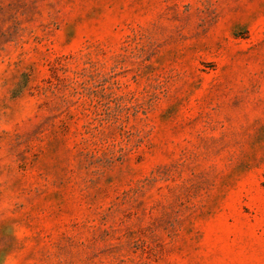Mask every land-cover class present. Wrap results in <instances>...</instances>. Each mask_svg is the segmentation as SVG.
I'll use <instances>...</instances> for the list:
<instances>
[{
  "label": "rangeland",
  "instance_id": "374dc122",
  "mask_svg": "<svg viewBox=\"0 0 264 264\" xmlns=\"http://www.w3.org/2000/svg\"><path fill=\"white\" fill-rule=\"evenodd\" d=\"M0 264H264V0H0Z\"/></svg>",
  "mask_w": 264,
  "mask_h": 264
}]
</instances>
